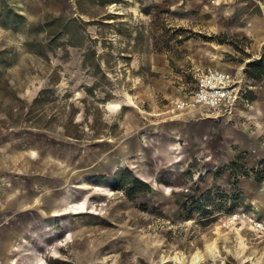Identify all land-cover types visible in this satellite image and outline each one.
<instances>
[{
  "label": "rangeland",
  "instance_id": "rangeland-1",
  "mask_svg": "<svg viewBox=\"0 0 264 264\" xmlns=\"http://www.w3.org/2000/svg\"><path fill=\"white\" fill-rule=\"evenodd\" d=\"M256 59L264 0H0V200L26 203L0 264H264V227L226 223L264 224ZM209 68L247 101L177 107Z\"/></svg>",
  "mask_w": 264,
  "mask_h": 264
},
{
  "label": "built area",
  "instance_id": "built-area-1",
  "mask_svg": "<svg viewBox=\"0 0 264 264\" xmlns=\"http://www.w3.org/2000/svg\"><path fill=\"white\" fill-rule=\"evenodd\" d=\"M246 86L238 82L232 73L217 69H207L198 79L190 94L178 100L177 107L187 109L205 108L212 111H229L240 101H245ZM247 221L260 230L264 224L247 211L237 210L229 214L226 223Z\"/></svg>",
  "mask_w": 264,
  "mask_h": 264
},
{
  "label": "crops",
  "instance_id": "crops-1",
  "mask_svg": "<svg viewBox=\"0 0 264 264\" xmlns=\"http://www.w3.org/2000/svg\"><path fill=\"white\" fill-rule=\"evenodd\" d=\"M247 90H246V93H247ZM246 93H245V95H246ZM246 101H247V98H246ZM5 150H6V145H0V197L5 193L4 192V185L5 186L10 185L9 182L6 183V181H8V179H9V176H8L7 172H5V170H6V168L9 167V163H8V158H6L5 154H4ZM19 156L20 155L17 154L16 158H19ZM28 156H35L34 151L29 153ZM10 159H12V157H10ZM17 184H18V182H17ZM11 202H15L14 205ZM25 204H26L25 203V193H24L23 187L21 186V188H19L17 185L15 188L10 189V191L6 195V200H0V212L1 211H7L6 209H12L11 213L0 214V216L3 219H5L3 224L6 223L7 225H10V221L7 220L9 218V216H11V214L15 210L21 211L22 207H24ZM0 228H2L1 223H0ZM0 232L3 233V230L0 229ZM0 237H2V236H0ZM1 245H3L2 248H5V246L8 245V240L0 238V247H1Z\"/></svg>",
  "mask_w": 264,
  "mask_h": 264
},
{
  "label": "trees",
  "instance_id": "trees-1",
  "mask_svg": "<svg viewBox=\"0 0 264 264\" xmlns=\"http://www.w3.org/2000/svg\"><path fill=\"white\" fill-rule=\"evenodd\" d=\"M252 65H254L255 67H257L260 71V73L262 74L264 72V69L261 68V65H262V61L261 59H256L253 61ZM141 184L144 185V183L142 181H140Z\"/></svg>",
  "mask_w": 264,
  "mask_h": 264
}]
</instances>
